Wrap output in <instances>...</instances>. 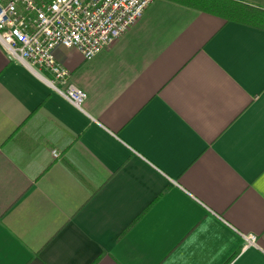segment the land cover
Here are the masks:
<instances>
[{
	"label": "crops",
	"instance_id": "obj_1",
	"mask_svg": "<svg viewBox=\"0 0 264 264\" xmlns=\"http://www.w3.org/2000/svg\"><path fill=\"white\" fill-rule=\"evenodd\" d=\"M55 56L84 111L0 43V264H264L263 29L153 0Z\"/></svg>",
	"mask_w": 264,
	"mask_h": 264
},
{
	"label": "built area",
	"instance_id": "obj_2",
	"mask_svg": "<svg viewBox=\"0 0 264 264\" xmlns=\"http://www.w3.org/2000/svg\"><path fill=\"white\" fill-rule=\"evenodd\" d=\"M152 3L153 0H0V43L30 70L50 75V87L84 111L88 95L70 82V72L58 62L55 51L76 49L86 60H92L133 27ZM58 156L54 152V157ZM247 240L254 245L256 236Z\"/></svg>",
	"mask_w": 264,
	"mask_h": 264
},
{
	"label": "trees",
	"instance_id": "obj_3",
	"mask_svg": "<svg viewBox=\"0 0 264 264\" xmlns=\"http://www.w3.org/2000/svg\"><path fill=\"white\" fill-rule=\"evenodd\" d=\"M194 11L210 14L225 21H235L264 30V9L243 1L230 0H164Z\"/></svg>",
	"mask_w": 264,
	"mask_h": 264
}]
</instances>
